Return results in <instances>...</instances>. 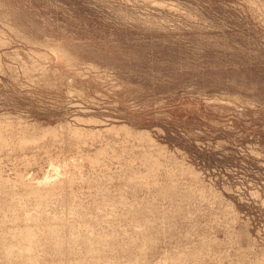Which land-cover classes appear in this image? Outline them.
Segmentation results:
<instances>
[{"label": "rangeland", "instance_id": "obj_1", "mask_svg": "<svg viewBox=\"0 0 264 264\" xmlns=\"http://www.w3.org/2000/svg\"><path fill=\"white\" fill-rule=\"evenodd\" d=\"M2 132L0 264H264V0H0Z\"/></svg>", "mask_w": 264, "mask_h": 264}, {"label": "bare ground", "instance_id": "obj_2", "mask_svg": "<svg viewBox=\"0 0 264 264\" xmlns=\"http://www.w3.org/2000/svg\"><path fill=\"white\" fill-rule=\"evenodd\" d=\"M5 20V19H4ZM3 22V21H2ZM9 29V28H8ZM27 41V40H26ZM3 45V44H2ZM50 47V46H49ZM42 55V54H41ZM40 72V71H39ZM42 73V72H41ZM40 78V77H39ZM42 78V77H41ZM54 78V77H53ZM32 82V81H31ZM71 82H72V80H71ZM54 87V86H53ZM51 89V88H50ZM57 89V88H56ZM70 94V93H69ZM81 94V93H80ZM81 99V98H80ZM222 102V101H221ZM73 107V106H72ZM96 115H98V114H96ZM71 121V120H70ZM87 122V121H86ZM88 123V122H87ZM4 125H6V123L4 124ZM26 125V124H25ZM60 126V125H59ZM4 127V126H3ZM62 127H63V125H62ZM55 128V127H54ZM61 128V126L58 128V129H60ZM64 128H65V126H64ZM57 128H55V130H56ZM63 129V128H62ZM75 129V128H74ZM106 129V128H105ZM67 130V129H66ZM65 130V131H66ZM82 130V129H81ZM109 130V129H108ZM27 131V130H26ZM46 131V130H45ZM75 131V130H74ZM83 131V130H82ZM81 131V132H82ZM85 131V130H84ZM97 131V133L98 132H100V131H98V130H96ZM48 132V134L49 135H51V134H55V135H57L56 133H55V131H53L52 133H50L49 131H47ZM59 132H60V130H59ZM88 132V131H87ZM86 132V133H87ZM89 132H90V130H89ZM92 132V131H91ZM95 132V131H94ZM101 132H103L102 130H101ZM109 132H111L110 130H109ZM3 134H4V132H2ZM27 133V132H26ZM72 133H74V132H72ZM79 133V132H78ZM96 133V132H95ZM105 133V132H104ZM3 134H0V146H2V144H5L6 142H7V137H5V134L3 135ZM28 134V133H27ZM47 134V135H48ZM63 135H64V133H62ZM76 134V133H75ZM82 134V133H81ZM80 134V135H81ZM113 134V133H112ZM18 135V134H17ZM30 135V134H29ZM59 135V134H58ZM68 135V134H67ZM79 134H76V135H74L75 137H77L78 139H76L78 142L80 141H82V138H80V137H82V135H85V134H82L80 137L78 136ZM98 135H99V133H98ZM103 135V134H102ZM101 135V136H102ZM111 135V134H110ZM8 136H11L12 137V135H8ZM14 136H16V135H14ZM22 136V135H21ZM28 136V135H27ZM32 136V135H31ZM38 136V135H37ZM61 135H59V137H60ZM73 136V135H72ZM73 136V137H74ZM95 136V135H94ZM48 137V136H47ZM53 137V136H52ZM84 137V136H83ZM96 137V136H95ZM98 137H100V135L98 136ZM118 137V136H117ZM122 137H124L123 135H122ZM134 137V136H133ZM28 138V137H27ZM34 138H35V136H34ZM49 138V137H48ZM50 138H51V136H50ZM64 138V137H63ZM89 138H91V136L89 137ZM104 138V137H103ZM136 138H137V136H136ZM13 139V138H12ZM18 139V138H17ZM52 139V138H51ZM51 139H47V140H51ZM53 139H54V137H53ZM52 139V140H53ZM97 139V138H96ZM118 139V138H117ZM123 139V138H122ZM143 139H144V137H143ZM24 140H26V139H24ZM32 140V139H31ZM59 140H60V138H59ZM74 140V139H73ZM75 140V141H76ZM83 140H85V139H83ZM92 140H93V136H92ZM99 140V139H98ZM131 140V139H130ZM23 141V140H22ZM22 141H20V142H22ZM57 141V140H56ZM61 142L63 141V140H60ZM100 141V140H99ZM98 141V142H99ZM128 141H129V139H128ZM9 142V141H8ZM7 142V143H8ZM27 142L29 143V141H24L23 143H21V145L22 144H27ZM34 142H36V141H34ZM38 142H40V141H38ZM59 142V141H58ZM79 142V143H80ZM12 143V142H11ZM32 143H33V141H32ZM32 143H29L30 145L32 144ZM41 143H42V141H41ZM49 143V142H48ZM63 144H64V142H62ZM85 143V142H84ZM88 143H89V141H88ZM134 143V142H133ZM16 144H17V142H16ZM34 144V143H33ZM36 145H38L37 143H35ZM71 144V143H70ZM109 144V143H108ZM141 144V143H140ZM8 145V144H7ZM9 145H11V144H9ZM9 145H8V147H9ZM13 145V144H12ZM20 144H18V146H19ZM20 145V146H21ZM28 145V144H27ZM27 145H26V147H27ZM36 145H34V146H36ZM72 145V144H71ZM101 145V144H100ZM131 145V144H130ZM144 146H147V145H145L144 144ZM152 146V145H151ZM3 147V146H2ZM23 147V146H22ZM30 147V146H29ZM33 147V146H32ZM53 147V146H52ZM108 147V146H107ZM106 147V148H107ZM112 147H113V145H112ZM140 147H142V145H140ZM15 148V147H14ZM13 148V149H14ZM17 148V147H16ZM15 148V149H16ZM24 148V147H23ZM70 148V147H69ZM78 148V147H77ZM105 148V147H104ZM148 148H150V147H148ZM155 148V147H154ZM7 149V148H6ZM9 150H10V148H8ZM28 149V148H27ZM30 149H32L31 147H30ZM33 149H34V147H33ZM38 149H40V148H38ZM37 149V150H38ZM67 149V148H66ZM96 149V148H95ZM127 149H129V146H128V148ZM136 149H138V148H136ZM140 149V148H139ZM156 149V148H155ZM2 150V149H1ZM5 150V149H4ZM8 150V151H9ZM18 150V152H19V148L17 149ZM21 150V149H20ZM23 150V149H22ZM26 150V149H25ZM41 150V149H40ZM46 150V149H45ZM142 150V149H141ZM143 150H145L144 148H143ZM152 150V149H151ZM154 150V149H153ZM152 150V151H153ZM32 152H33V150H31ZM55 151V150H54ZM102 151V150H101ZM109 151V150H108ZM111 151V150H110ZM24 152V151H23ZM30 152V151H29ZM34 152H36V151H34ZM43 152V151H42ZM69 152V151H68ZM141 152V151H140ZM147 152V151H146ZM154 152V151H153ZM8 153H10V151L8 152ZM12 153H13V151H12ZM27 153V152H26ZM49 153V152H48ZM97 153V152H96ZM114 153V152H113ZM130 153V152H129ZM144 153V152H143ZM11 154V153H10ZM32 154V153H31ZM39 154V153H38ZM50 154V153H49ZM59 154V153H58ZM69 154V153H68ZM74 154V153H73ZM77 154H79V153H77ZM97 154H99V153H97ZM119 154V153H118ZM162 154H163V152H162ZM3 155V154H2ZM5 155H7V154H5ZM28 155L29 154H27V157H28ZM33 155H34V153H33ZM100 155V154H99ZM149 156H150V153L148 154ZM9 156V155H8ZM19 156V155H18ZM37 156V155H36ZM49 156V155H48ZM94 156V155H93ZM32 157V156H31ZM53 157V156H52ZM101 157V156H100ZM100 157H98L99 159H100ZM108 157V156H107ZM152 157V156H151ZM40 157L38 156V159H39ZM48 158V157H47ZM57 158V157H56ZM144 158V157H143ZM146 158V157H145ZM144 158V159H145ZM149 158V157H148ZM32 159H34L33 157H32ZM45 159V158H44ZM97 159V158H96ZM96 159H90V162H92L93 164H95V163H98L97 162V160ZM109 159V158H108ZM140 159V158H139ZM15 160V159H14ZM17 160V159H16ZM27 160V159H26ZM57 160V159H56ZM81 160V159H80ZM28 161H29V159H28ZM30 161H32V160H30ZM35 161V160H34ZM34 161H33V163H34ZM37 161V160H36ZM140 161V160H139ZM150 161H152L151 160V158H150ZM38 162V161H37ZM48 162V161H47ZM51 162V161H50ZM68 163V162H67ZM146 163H148V162H146ZM150 163V162H149ZM148 163V164H149ZM151 163H153V161L151 162ZM15 164V163H14ZM17 164V163H16ZM55 164H57V163H55ZM61 164V163H60ZM126 164V163H125ZM44 165V164H43ZM50 165V164H49ZM147 165V164H146ZM7 166V165H6ZM29 166H30V164H29ZM37 166V165H36ZM42 166V165H41ZM74 166V165H73ZM75 166H77V164L75 165ZM82 166V165H81ZM102 166V165H101ZM125 166V165H124ZM152 166V165H151ZM16 167V166H15ZM34 167V166H33ZM53 167H54V164H53ZM57 167V169L56 168H54V171L55 172H51L52 174H50L49 175V173L47 172L46 174V177L44 176V179L43 180H37V178H32V177H30V178H32V180H31V182H30V179H28L27 177V181H28V185H30L31 187H30V190H31V192H34L35 193V195H38L37 197H39V198H41V199H47L48 197H51L52 196V194H55V193H57L58 194V192L59 191H57V192H55L56 190H58V187L59 186H62L61 184H62V182H64L63 180L65 179V178H63V179H61V177H60V174H61V170H60V173H59V170H58V167L59 166H56ZM66 167H69V165L68 166H66ZM169 167V166H168ZM41 168V167H40ZM61 168V167H60ZM70 168V167H69ZM91 168V167H90ZM113 168V167H112ZM131 168V167H130ZM85 169V168H84ZM83 169V170H84ZM22 170V169H21ZM150 170H151V168H150ZM10 171V170H9ZM38 171V170H37ZM65 171V170H64ZM63 170H62V172H64ZM71 171H72V168H71ZM116 171V170H115ZM0 172L2 173V171L0 170ZM4 172V171H3ZM18 172V171H17ZM22 172V171H21ZM77 172V171H76ZM169 172V171H168ZM0 173V174H1ZM25 173V172H24ZM34 173V172H33ZM78 173V172H77ZM103 173V172H102ZM114 173V172H113ZM171 173V172H170ZM12 174V173H11ZM20 174V173H19ZM65 174V173H64ZM179 174V173H178ZM21 175V174H20ZM28 175V174H27ZM32 174H30V176H31ZM70 175H71V173H70ZM83 175V174H82ZM85 175V174H84ZM130 175V174H129ZM147 175V174H146ZM151 175V174H150ZM33 176V175H32ZM68 176V175H67ZM72 177L71 178H75V175H71ZM22 177V176H21ZM55 177V178H54ZM19 178V177H18ZM69 178V177H68ZM107 178V177H106ZM109 178V177H108ZM148 178H150V177H148ZM4 179V181H5V179L6 178H3ZM20 179V178H19ZM24 179H25V176H24ZM61 179V180H60ZM86 179V178H85ZM98 179V178H97ZM145 179L146 178H143V177H141V176H136L133 180H135L136 182H138V183H141V182H145ZM151 179V178H150ZM150 179H148V181L150 180ZM153 179V178H152ZM157 179V178H156ZM160 179V178H159ZM12 180V179H11ZM21 180V179H20ZM22 180H23V177H22ZM77 180V179H76ZM88 180V179H87ZM161 180V179H160ZM26 181V180H25ZM26 181V182H27ZM109 181V180H108ZM163 181V180H162ZM2 182V179H1V177H0V183ZM24 182V181H23ZM83 182H84V180H83ZM109 182H111V181H109ZM113 182V181H112ZM186 182V181H185ZM19 183V182H18ZM21 183V182H20ZM133 183V182H132ZM26 184V183H25ZM55 184H57V185H55ZM151 184V183H150ZM168 184H170L169 182H168ZM65 185V184H64ZM153 185V184H152ZM158 185H159V183H158ZM19 186V185H18ZM66 186H67V184H66ZM108 186V185H107ZM135 186V185H134ZM156 186V185H155ZM29 187V186H28ZM27 187V188H28ZM80 187V186H79ZM101 187V186H100ZM150 187V186H149ZM168 187V186H167ZM170 187V186H169ZM168 187V188H169ZM63 188H65V187H63ZM162 188V189H161ZM160 189L163 191V188L164 187H161ZM166 188V187H165ZM171 188V187H170ZM169 188V189H170ZM183 188V187H182ZM8 189V188H7ZM169 189L167 190H165V191H169ZM62 190V189H61ZM65 189H63L62 191H64ZM193 190V189H192ZM199 190V189H198ZM66 191V190H65ZM104 191V190H103ZM109 191V190H108ZM157 191V190H156ZM184 191V190H183ZM28 192H30V191H28ZM31 192H30V194H31ZM68 192V191H67ZM66 192V193H67ZM118 192V191H117ZM153 192V191H152ZM159 192V191H158ZM89 193V192H88ZM109 193H111L110 191H109ZM170 193V192H169ZM189 193V192H188ZM195 193V192H194ZM67 194H69V193H67ZM85 194V193H84ZM104 194V193H103ZM112 194V193H111ZM170 194H172V193H170ZM19 195V194H18ZM3 196V195H2ZM26 196V195H25ZM70 196H71V194H70ZM81 196V195H80ZM105 196V195H104ZM103 196V197H104ZM109 196H110V194H109ZM53 197V196H52ZM84 197V196H83ZM108 197V196H107ZM112 197V196H111ZM32 199V198H31ZM101 199H102V197H101ZM106 200V199H105ZM110 200H111V198H110ZM117 200V199H116ZM115 200V201H116ZM37 201V200H36ZM51 201H52V199H51ZM2 202V201H1ZM19 202V201H18ZM23 202V201H22ZM109 202V201H108ZM114 202V201H113ZM75 203V202H74ZM112 203V202H111ZM17 204V203H16ZM26 204V203H25ZM50 204V203H49ZM114 204V203H113ZM132 204V203H131ZM14 205V204H13ZM21 205H23V204H21ZM78 204H76V206H77ZM22 207V206H21ZM21 207H20V209H21ZM71 207V206H70ZM74 207H75V205H74ZM111 207V206H110ZM124 207V206H123ZM78 208H79V206H78ZM10 209V208H9ZM25 209V208H24ZM75 209V208H74ZM113 209V208H112ZM115 209H116V207H115ZM14 210V209H13ZM22 210V209H21ZM73 210V209H72ZM114 210V209H113ZM143 210V209H142ZM23 211V210H22ZM34 211V210H33ZM78 211V210H77ZM77 211H76V213H77ZM128 211V210H127ZM10 212V211H9ZM81 212L82 211H80V214L79 215H81ZM15 213V212H14ZM25 213V212H24ZM30 213V212H29ZM38 213V212H37ZM69 213H70V211H69ZM26 214V220L27 219H32V217H33V215H28V213L26 212L25 213ZM52 214V213H51ZM19 215V214H18ZM22 215V214H21ZM82 215H83V213H82ZM81 215V216H82ZM17 216V215H16ZM84 216V215H83ZM18 217V216H17ZM16 217V219H19V217L17 218ZM124 217V216H123ZM12 218H14V217H12ZM42 218V217H41ZM77 218H79L78 216H77ZM83 218V217H82ZM87 218V217H86ZM92 218H94V217H92ZM96 218V217H95ZM127 218H129V217H127ZM2 219V218H1ZM23 219V218H22ZM88 219V218H87ZM19 220H21V219H19ZM18 220V221H19ZM42 220H43V218H42ZM72 220V219H71ZM77 220V219H76ZM80 220V219H79ZM86 220V219H85ZM88 220H90V219H88ZM96 220V219H95ZM94 220V221H95ZM8 221V220H7ZM15 221V220H14ZM28 221V220H27ZM16 222H17V220H16ZM31 222V221H30ZM29 222V223H30ZM51 222V221H50ZM50 222H48V226H47V228L45 229V234H49L51 237H53L54 239H58L59 237H60V235H59V228H58V226L57 225H55V224H52V223H50ZM57 222V221H56ZM68 222V221H67ZM79 222H81V220L79 221ZM91 222V221H90ZM24 223H26V222H24ZM33 223V222H32ZM42 223V222H41ZM62 223H64V221L62 222ZM74 223V222H73ZM98 223V222H97ZM13 224V223H12ZM18 224V223H17ZM21 224V223H20ZM85 223H83V225H84ZM91 224V223H90ZM29 225V224H28ZM36 225V224H35ZM74 225H76V224H74ZM82 225V226H83ZM86 225V224H85ZM68 226V225H67ZM91 226V225H90ZM94 226V225H93ZM96 226V225H95ZM32 227V226H31ZM76 227V226H75ZM78 227H80V229H81V225L80 224H78ZM96 227H98V226H96ZM121 227H122V225H121ZM13 229V228H12ZM88 229V228H87ZM63 230V229H62ZM66 230V229H65ZM64 230V231H65ZM70 230V229H69ZM82 230V229H81ZM93 231V230H92ZM91 231V232H92ZM7 232V231H6ZM21 232V231H20ZM84 232V231H83ZM88 232V231H87ZM90 231H89V233H91ZM106 232V231H105ZM126 232H127V228H126ZM8 233V232H7ZM10 234V233H9ZM40 234V233H39ZM92 234V233H91ZM121 234V236H122V233H120ZM129 234V233H128ZM12 235V234H11ZM97 235V234H96ZM107 235V234H106ZM108 235H110V233L108 234ZM112 235V234H111ZM114 235V234H113ZM5 236V235H4ZM29 236V235H28ZM67 236V235H66ZM65 236V237H66ZM92 236V235H91ZM100 236V235H99ZM115 237L117 236V235H114ZM135 236V235H134ZM143 236V235H142ZM38 237V236H37ZM44 237V236H43ZM83 237H85V236H83ZM86 237H88V235L86 236ZM94 237V236H93ZM96 237V236H95ZM125 237H126V234H125ZM7 238V237H6ZM30 237H28V239H29ZM104 238V237H103ZM114 238V237H113ZM128 238H129V236H128ZM8 239V238H7ZM18 239V238H17ZM68 239V238H67ZM71 239V238H70ZM69 239V240H70ZM74 239V238H73ZM32 239H30V241H31ZM77 240V239H76ZM89 240H94L93 238L92 239H90L89 238ZM127 240V239H126ZM9 241V240H8ZM72 241V240H71ZM109 241V240H108ZM115 241V240H114ZM116 241H117V239H116ZM119 241V240H118ZM124 241H125V238H124ZM18 242H20L19 240H18ZM92 242H94V241H92ZM95 242H96V244H95V249H96V252H95V254L97 255L99 252H102L103 250H105L106 249V246H107V243H109V242H106V241H104V240H101V241H96L95 240ZM16 243V242H15ZM51 243V242H50ZM112 243V242H111ZM115 243V242H114ZM113 243V244H114ZM10 244V243H9ZM72 244H73V242H72ZM78 244V243H77ZM116 244V243H115ZM114 244V246H116ZM81 245V244H80ZM12 246V245H11ZM35 246H38L37 244H35ZM50 246V245H49ZM111 246H112V244H111ZM122 246V245H121ZM139 246V245H138ZM78 247V246H77ZM81 247V246H80ZM93 247V246H92ZM91 247V248H92ZM134 247V246H133ZM46 248V247H45ZM64 248V247H63ZM84 248V247H83ZM83 248H82V251H83ZM125 248V247H124ZM127 248H129V247H127ZM145 248V247H144ZM79 249H81V248H79ZM87 249V248H86ZM94 249V248H93ZM116 249H117V247H116ZM115 249V250H116ZM19 250V249H18ZM25 250H27V251H30V247H26L25 248ZM63 250V249H62ZM111 250H112V248H111ZM119 250V249H118ZM13 251H15L14 249H13ZM71 251V250H70ZM81 251V250H80ZM93 251H95V250H93ZM106 251V250H105ZM124 251H126V249L124 250ZM4 252V251H3ZM138 252V251H137ZM8 253H9V251H8ZM39 254H40V252H38ZM51 253V252H50ZM79 253V252H78ZM210 253V252H209ZM3 254V253H2ZM57 254V253H56ZM71 254V253H70ZM100 254V253H99ZM114 254H115V252H114ZM138 254V253H137ZM169 254V253H168ZM24 255V254H23ZM35 255V254H34ZM41 255V254H40ZM46 255V254H45ZM83 255H84V252H83ZM108 255V254H107ZM141 255V254H140ZM16 256H17V254H16ZM69 256V255H68ZM209 256V255H208ZM23 257V256H22ZM70 257V256H69ZM72 257V256H71ZM100 257H102L101 255H100ZM116 257V256H115ZM139 257V256H138ZM112 258V257H111ZM128 258V257H127ZM54 259V258H53ZM53 259H52V261H53ZM58 259V258H57ZM75 259H76V257H75ZM114 258H112V260H113ZM133 259H134V256H133ZM138 259V258H137ZM55 260H56V258H55ZM55 260H54V262H55ZM60 260V259H59ZM61 260H63V259H61ZM67 260V259H66ZM65 260V261H66ZM19 261V260H18ZM64 261V260H63ZM195 261V260H194ZM12 262V261H11ZM28 262H29V260H28ZM38 262V261H37ZM46 262V261H45ZM51 262V261H50ZM105 262V261H104ZM107 262V261H106ZM132 262V261H131ZM137 262V261H136ZM142 262V261H141ZM175 263H176V261H174ZM173 262V263H174ZM183 262V261H182ZM23 263V262H22ZM56 263H59V262H56ZM68 263V262H67ZM116 263H118V262H116ZM162 263V262H161ZM180 264H181V262H179ZM34 264V263H33ZM97 264V263H96ZM121 264V263H120ZM130 264V263H129ZM137 264V263H136ZM160 264V263H159ZM165 264V263H164ZM187 264V263H186Z\"/></svg>", "mask_w": 264, "mask_h": 264}]
</instances>
